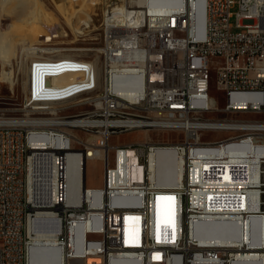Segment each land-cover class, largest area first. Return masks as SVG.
<instances>
[{
    "label": "built area",
    "instance_id": "1",
    "mask_svg": "<svg viewBox=\"0 0 264 264\" xmlns=\"http://www.w3.org/2000/svg\"><path fill=\"white\" fill-rule=\"evenodd\" d=\"M97 1L101 67L15 59L32 73L20 106H0V264H264V0ZM138 130L180 137L110 144ZM160 150L174 153L162 181ZM160 196L174 203L158 238Z\"/></svg>",
    "mask_w": 264,
    "mask_h": 264
},
{
    "label": "rangeland",
    "instance_id": "2",
    "mask_svg": "<svg viewBox=\"0 0 264 264\" xmlns=\"http://www.w3.org/2000/svg\"><path fill=\"white\" fill-rule=\"evenodd\" d=\"M28 1L32 2L33 4V15L37 10L38 5L44 7L47 15H43L41 18L40 14L37 13L38 15H36L34 19L35 30L29 35V38L26 42L19 45L17 49L18 51L21 50V47H25L26 45L50 51H55L57 49L56 51H60L63 54H67L72 57L77 55L85 59H96L99 67H101L102 58L99 57L97 52V49L102 45L100 39H98L99 23L102 13L101 5L95 7L94 9V22L91 23V27L87 30L89 32L86 34V37L79 38V36L75 35L72 29L66 25L67 23L65 22L64 18H67L65 11L68 12V9L65 7L66 4H64L62 0H27L25 4ZM8 13L12 14V11H8ZM6 20L10 23L9 18L5 17L4 19L3 17H0V30L4 29L5 25L8 24ZM232 21L234 22V19ZM17 50L15 51V54ZM15 54L10 57H0V102H2L0 103V106L10 108H17L22 103L26 92L25 84L28 80V72L31 71V66L27 69L16 65L14 58ZM48 56H52V54H49ZM11 62L14 67V75L16 76V79H18V81L14 79V87H12L11 83L2 77V73L10 71L8 64L11 66ZM211 74L213 80V87L211 91L212 96L219 101L220 106H224L226 101L223 99L222 93L216 89V73L212 72ZM17 75L19 78H17ZM31 91H34V84H31ZM81 110H88V108L85 106L80 110H75L74 112H79ZM147 134L149 136V140L153 141H167L169 139H178L180 137L179 133L162 130L147 131ZM147 134L144 132V130L118 134L110 140V144L119 145L146 140L145 138ZM224 137H227V134L215 132H205L203 134V138L207 140H219ZM86 174L87 186L100 188L104 185L105 168L102 161H88Z\"/></svg>",
    "mask_w": 264,
    "mask_h": 264
},
{
    "label": "bare ground",
    "instance_id": "3",
    "mask_svg": "<svg viewBox=\"0 0 264 264\" xmlns=\"http://www.w3.org/2000/svg\"><path fill=\"white\" fill-rule=\"evenodd\" d=\"M26 1L27 0H0V17H3L4 19L5 17H7L10 19V23L6 20L8 24L5 25L4 29L0 30V57H10L13 54H15V51L18 49L19 45L26 42L29 38V35L35 30V22H34L35 16L40 14L42 18L43 15H47L44 7L41 5L37 6V10L36 11L34 10L35 12L33 15V12H32L33 4L30 1H28L25 4ZM62 1L64 4H66L65 7L68 9V12L65 11V13L67 14V18H64L65 22L67 23L66 25L67 27L72 29L75 35L79 36V34L83 33V29L81 27L84 21L89 19V23L94 22V11H95L94 9L95 7L99 5V1L97 0H78L76 2H73L72 0H62ZM38 3L40 4L39 1ZM8 11H12V14H9ZM203 30H204V21H201L199 24V33L202 34ZM91 31H94V30H91ZM21 48L30 49V51L33 53L32 54L33 58L72 57L67 54H63L60 51H56L57 49L55 51H50V50L41 49V48H34L33 46H30V45H26L25 47H21ZM18 52L19 51L17 50L15 57H14L15 59L17 58ZM49 54H52V56H48ZM39 55H42V56H39ZM8 66L10 67V71L2 73V77L5 78L8 82H10L11 86L14 87L15 85L14 79H16V76L14 75V67H13L12 62H11V66L9 64ZM30 66H31V71L28 72V79L30 77V74L32 73V65H27L26 67H23V68L28 69L30 68ZM39 67H49V60H39ZM36 72L37 71H35V76L41 78V81L43 79V76L48 75L47 74L48 71H44L46 72L45 74H39L43 71H38V73ZM54 76H57V75H54ZM50 77L52 79H49V81L52 80L53 82L54 81L63 82L66 79L75 80V73L66 72V76H62V78H57V77H52V76ZM17 78H19L18 75H17ZM16 80L18 81V79ZM27 84H28V80L25 84L26 90H27ZM34 91H38V84H34ZM144 132H146L147 134V131H144ZM145 139L146 140L149 139L148 134ZM173 155L174 153L170 150H160L157 153V156L154 159V163L156 165V162H157L158 166L153 167V169L155 171V175L159 178V181H162L161 180L162 177H164L173 167V163L167 161V158ZM105 156L107 157V154ZM182 172H183V164H182V160H180L178 161V165H177L176 182H179L182 180ZM176 182L172 184L175 185ZM173 200L174 198L160 196L155 201V223H156V233H157L158 238L161 235V230H166L168 227V224L171 223L169 219V213L172 210V205L174 203ZM44 203L46 202L44 201ZM42 213L43 215H45L47 212L44 211ZM51 234L52 233H40L39 236L40 237L49 236ZM249 257L254 258L255 256L253 255ZM119 262H124V260H119L118 263ZM243 264H250V263L247 261Z\"/></svg>",
    "mask_w": 264,
    "mask_h": 264
}]
</instances>
